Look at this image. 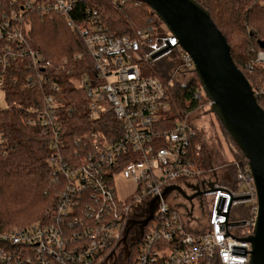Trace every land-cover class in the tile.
Returning <instances> with one entry per match:
<instances>
[{
    "label": "built area",
    "instance_id": "2783aa9c",
    "mask_svg": "<svg viewBox=\"0 0 264 264\" xmlns=\"http://www.w3.org/2000/svg\"><path fill=\"white\" fill-rule=\"evenodd\" d=\"M84 1L27 0L10 11L0 28V39L8 41L0 49V88L11 80L8 70L18 60L32 72L28 86L45 88L41 105L30 109L28 123L49 138L48 163L54 181L63 187L45 217L0 232V264H248V238L254 235L258 212L248 163L232 160L233 185L205 181L212 198L206 229L194 214L184 215L176 204L171 206L167 196L173 190L164 195L168 186L182 185L180 179L203 173L192 160L195 111L169 125V86L176 75L195 72L192 57L167 28L117 35L96 8L77 6ZM32 10L42 16L58 14L84 44V53L59 65H72L66 86L83 92L79 106L84 120L70 119L75 106L64 98L58 69L51 73L52 62L25 46ZM174 54L179 59L168 81L148 72ZM256 61L263 63L264 52ZM253 92L257 99L264 98V88L253 87ZM192 96L203 99L199 108L211 106L202 87ZM74 122L79 131L71 135ZM195 145L198 150L200 144ZM118 177L134 187L123 197L117 192ZM154 199L155 216L142 230L131 227L123 243L130 221L143 219ZM238 204H248L250 212L233 220L231 209Z\"/></svg>",
    "mask_w": 264,
    "mask_h": 264
},
{
    "label": "trees",
    "instance_id": "16d2710c",
    "mask_svg": "<svg viewBox=\"0 0 264 264\" xmlns=\"http://www.w3.org/2000/svg\"><path fill=\"white\" fill-rule=\"evenodd\" d=\"M26 1L0 0V28L10 11L20 9ZM197 1L210 11L214 23L227 38L237 67L245 73L254 88H264V61L263 63L256 61L259 53L264 52V0ZM87 5L96 8L117 35H133L138 29L150 27L158 28L160 33L166 31V27L151 7L138 0H124L117 3L113 0H85L77 6L85 8ZM28 24L26 45H24L37 50L46 60L52 62L53 66L49 70L51 73L55 74L58 69L60 82L65 86L64 98L67 104L75 106V112L71 114L70 119L84 120L86 114L79 106L80 100H83V92L66 86L72 65L67 62L65 67H59L65 58L70 59L78 52L84 53V44L79 35L69 28L66 21L58 14L49 13L42 16L32 10L28 16ZM7 43L5 38L0 39V49ZM171 59H165L160 68L155 64L148 67V72L168 81L171 78V68L179 59L178 54H174ZM8 73L11 80L4 89L9 105L0 108V232L45 217L46 211L57 204L59 193L63 188L58 181H54L48 163L49 138L41 135L36 127L28 123L32 117L30 109L41 105L45 88L28 86V77L32 72L25 68V62L22 60L15 62ZM184 75L191 77L185 81L177 80L169 86L170 126L190 110L193 109L195 112L200 110L201 107L199 108L198 105L203 101L192 96L194 89L201 87L194 70ZM258 102L264 109V98L259 97ZM75 122L69 127L71 135L79 131ZM192 125L196 126L194 122ZM221 127L228 135L224 126ZM196 128L197 134L193 138L191 148L194 155L192 160L202 169L206 165L205 160L211 159V155L206 154L205 130L200 126ZM228 137L231 139L229 135ZM232 141L236 149L234 153L231 151L234 160L247 164V159L233 139ZM195 144H200L198 150ZM209 165L214 167L211 161V164L206 166V170ZM225 165L226 174L217 180L221 183L223 179L221 184L233 185L236 168L232 161H226Z\"/></svg>",
    "mask_w": 264,
    "mask_h": 264
},
{
    "label": "water",
    "instance_id": "95a60500",
    "mask_svg": "<svg viewBox=\"0 0 264 264\" xmlns=\"http://www.w3.org/2000/svg\"><path fill=\"white\" fill-rule=\"evenodd\" d=\"M138 1L151 7L180 40L182 49L190 54L196 78L211 101V111L248 161L258 198L254 235L248 238L252 243L248 264H264V109L253 92V86L237 67L228 40L214 23L210 11L197 0ZM174 188L178 187L168 186L164 195ZM156 208L154 199L143 219L130 221L124 239L134 225L142 230L155 216Z\"/></svg>",
    "mask_w": 264,
    "mask_h": 264
},
{
    "label": "rangeland",
    "instance_id": "374dc122",
    "mask_svg": "<svg viewBox=\"0 0 264 264\" xmlns=\"http://www.w3.org/2000/svg\"><path fill=\"white\" fill-rule=\"evenodd\" d=\"M164 60L156 62L155 65L159 68L162 67ZM191 75H176L174 79L176 81H185L186 79H189ZM8 105L9 102L6 100V91L5 89L0 88V108H5ZM203 107L193 113L191 120L195 123L196 126L203 127V129L205 130L204 140L206 142V154L209 153L211 155V159L205 160L206 165L202 167L203 173L201 176H194L188 179L182 178L179 180L178 184H182L185 187H188L191 184H204L205 181L209 179H211L212 181H216L218 178H222L226 174L225 162H231L232 160H234L233 153L236 149L233 145L234 143L232 139H230L224 132L223 128L218 122L217 117L211 111V106H206V104L204 103ZM211 161L214 167H211V165H209L206 170V166L209 163L211 164ZM223 161L225 162L223 163ZM222 180L223 179H221V183ZM116 185L117 192L120 197L127 195L134 189L133 185H131V183L126 181L123 177L117 178ZM167 199L171 206H174L177 198H175V194L173 192H170L167 196ZM211 203L212 198L210 196L208 201H206V198L204 199V201L198 200L193 211L194 216L200 219L201 226H203L202 228L205 229L208 227L209 208ZM138 211H140L139 207H137V213ZM231 211V219L233 220L246 218L250 212L248 204H238V206L233 207Z\"/></svg>",
    "mask_w": 264,
    "mask_h": 264
},
{
    "label": "flooded vegetation",
    "instance_id": "af4514ba",
    "mask_svg": "<svg viewBox=\"0 0 264 264\" xmlns=\"http://www.w3.org/2000/svg\"><path fill=\"white\" fill-rule=\"evenodd\" d=\"M178 188L173 189V193L175 194L176 199V208L178 209L179 213H182L184 215L193 214L196 202L198 200L204 201L206 198V201L209 200L210 194L208 193L210 188H208V183L204 184H195V185H189L188 187H185L183 185L177 186ZM138 216H141L142 214L138 213ZM134 225L133 227H135ZM135 228L131 231L130 236L132 237L135 234ZM128 238L123 242L127 244Z\"/></svg>",
    "mask_w": 264,
    "mask_h": 264
}]
</instances>
